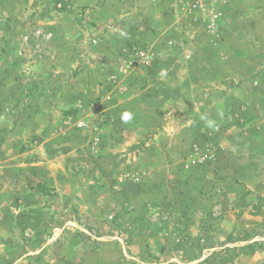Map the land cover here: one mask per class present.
Segmentation results:
<instances>
[{
    "label": "rangeland",
    "instance_id": "obj_1",
    "mask_svg": "<svg viewBox=\"0 0 264 264\" xmlns=\"http://www.w3.org/2000/svg\"><path fill=\"white\" fill-rule=\"evenodd\" d=\"M14 2L11 11L0 5L1 82L8 85L0 103V169L14 167L7 177L0 170V235L16 256L0 264H46L44 256L70 238L105 249V264H264V245L208 263L202 253L221 249L238 214L263 219L251 213L264 196V67L229 85L202 87L195 98L187 95L186 106L165 102L157 91L175 88L200 60L191 50L194 36L160 40L157 48L147 33H133L108 53L102 43L109 21L93 23L91 4ZM147 12L135 16L140 22L117 18L112 25L117 33L128 25L150 29ZM38 27H48L51 39L34 33ZM125 112L132 114L127 122ZM42 170L58 185L65 181L62 192L77 195L84 210L52 186L41 202L33 200L48 209L50 224L36 231L43 238L27 243L26 194ZM7 209L20 228L3 219ZM252 226L264 241V224Z\"/></svg>",
    "mask_w": 264,
    "mask_h": 264
},
{
    "label": "crops",
    "instance_id": "obj_2",
    "mask_svg": "<svg viewBox=\"0 0 264 264\" xmlns=\"http://www.w3.org/2000/svg\"><path fill=\"white\" fill-rule=\"evenodd\" d=\"M78 5L88 6L92 5L93 9L88 12V16L94 23L109 21V29L105 31V40L102 43V48L105 52L117 50L123 44L125 39L132 36L133 33L140 34L145 32L149 35L159 48L161 41L168 39H178L183 36L193 37L195 45L191 46L201 55L199 62H193L189 65L188 77L184 76L182 81L172 86H164L158 90V95L163 98L165 102L178 101L186 106L187 103L195 98L201 92L202 87H212L220 85H229L233 83L236 77H247L251 73L264 66V0H231L229 2L219 1L215 3L214 12L209 10H201L200 8H189L186 0H75ZM2 9H14V0H0ZM149 9L147 12L150 29H141L137 31L131 26H123L119 28L118 33L115 31L112 23L118 18L119 22L124 19L126 22L139 21V12L142 9ZM13 11V10H12ZM129 23V22H128ZM114 39L111 42V39ZM198 43V44H196ZM165 47V46H164ZM197 59V58H196ZM59 60L62 66L68 64V57L66 52L61 53L59 50ZM64 62V65L63 63ZM5 65L0 62V103L3 102V90L8 89V85L4 84L6 71ZM188 69V70H189ZM2 74V76H1ZM258 81V79H257ZM227 82V83H226ZM8 84V83H7ZM186 94V95H185ZM190 97H188V96ZM195 96V97H194ZM170 97L172 99H170ZM19 109L13 110V114L17 113ZM31 111L26 110L19 117L17 131L29 118ZM0 165H2V158L0 154ZM1 171L5 173L2 176H8L9 172L13 170V165L1 167ZM38 177H35V185L28 190V196L31 203H26L28 216L24 220V225L29 222L31 226H27L32 230V236L27 243L37 242L39 238H43V228L50 223L46 215L48 209H44L41 205L33 202L38 200L41 202L42 198L48 195L52 186H57L60 191L61 198L66 204L76 209H82L83 203L80 198L67 196L62 192L60 185L55 177L47 176L44 170L41 171ZM30 177H33V172L30 170ZM28 181L32 179L27 177ZM72 182V181H71ZM38 185V188L36 186ZM5 189H11L9 185ZM3 189L2 192L5 191ZM9 193L6 197L8 199ZM4 206V203L0 204ZM14 213L9 209L6 210V215L3 219L10 222L12 225ZM11 228L18 229L19 226L12 225ZM42 229L37 234L36 231ZM9 239L0 235V262L6 258H13L16 256V251L11 244H8ZM23 246V245H22ZM50 254V253H49ZM105 249L94 250L84 247V242L78 238H70L55 246L51 255H46L42 259L46 264H105L104 256ZM13 256V257H12Z\"/></svg>",
    "mask_w": 264,
    "mask_h": 264
},
{
    "label": "trees",
    "instance_id": "obj_3",
    "mask_svg": "<svg viewBox=\"0 0 264 264\" xmlns=\"http://www.w3.org/2000/svg\"><path fill=\"white\" fill-rule=\"evenodd\" d=\"M35 31H43V36L49 38L52 37L51 30L48 27H38L34 28ZM255 212H252V215L262 216V221L248 220L242 217L241 214L237 215V220L235 226L227 237L226 242L222 243L220 248L217 249L214 246H207L203 248L202 253L204 255L203 262H211L214 258L221 255V258L225 255L232 256H240V255H248L256 253L260 248L263 247L264 241L261 239H256L253 230L256 227L252 225H263L264 224V196H259V200L254 205ZM203 234L194 238L197 243L201 241ZM231 243V245H230ZM215 248L214 250H212Z\"/></svg>",
    "mask_w": 264,
    "mask_h": 264
},
{
    "label": "built area",
    "instance_id": "obj_4",
    "mask_svg": "<svg viewBox=\"0 0 264 264\" xmlns=\"http://www.w3.org/2000/svg\"><path fill=\"white\" fill-rule=\"evenodd\" d=\"M219 1L229 2L231 0H186L189 8H200L201 10H209L214 12L215 3Z\"/></svg>",
    "mask_w": 264,
    "mask_h": 264
},
{
    "label": "clouds",
    "instance_id": "obj_5",
    "mask_svg": "<svg viewBox=\"0 0 264 264\" xmlns=\"http://www.w3.org/2000/svg\"><path fill=\"white\" fill-rule=\"evenodd\" d=\"M122 119L124 122H127L129 121L130 119H132V114L131 113H128V112H125L122 116Z\"/></svg>",
    "mask_w": 264,
    "mask_h": 264
}]
</instances>
